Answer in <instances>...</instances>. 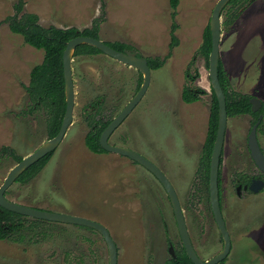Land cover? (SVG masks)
Instances as JSON below:
<instances>
[{
  "label": "rangeland",
  "instance_id": "obj_1",
  "mask_svg": "<svg viewBox=\"0 0 264 264\" xmlns=\"http://www.w3.org/2000/svg\"><path fill=\"white\" fill-rule=\"evenodd\" d=\"M217 1L179 0L171 47L169 0H22L23 12L37 15L43 27L81 31L99 19L103 42L123 43L141 57L163 60L161 67L151 66L146 94L109 143L139 153L167 176L203 261L223 248L208 189L199 177L212 104L208 67L199 50ZM16 2L0 0V185L17 164L2 148L24 158L49 140L48 114L30 109L24 88L31 69L42 62L43 51L25 44L4 21L14 14ZM223 12L219 60L231 88L264 106V0L246 5L228 24ZM71 66L72 122L46 165L30 179L14 182L6 197L101 224L116 245L117 264H166L169 246L175 252L182 243L161 184L128 158L94 154L84 143L89 131L84 108L102 99V115L113 119L137 93L142 74L102 53L73 56ZM187 71L197 74L195 85L203 91L200 100L190 104L181 99ZM253 119L250 114L227 119L219 190L231 250L223 264H264V188L236 193L238 176L256 173L247 152ZM257 138L264 150V124ZM33 232L37 242L0 241V264H108L106 243L93 229L45 221Z\"/></svg>",
  "mask_w": 264,
  "mask_h": 264
},
{
  "label": "trees",
  "instance_id": "obj_2",
  "mask_svg": "<svg viewBox=\"0 0 264 264\" xmlns=\"http://www.w3.org/2000/svg\"><path fill=\"white\" fill-rule=\"evenodd\" d=\"M255 0H230L228 5L224 8L225 20L228 24L233 22L239 15H241L246 5ZM179 0H169L171 9V26H170V45L174 46L176 37L174 30L177 25L174 22L176 17V8ZM14 14L8 16L4 21L8 24L9 30L16 35H20L23 42L36 50L43 51L42 62L34 66L29 75V83L25 86L26 94L31 101V110L41 109L48 114V137L54 138L61 126L62 118L65 112V94H64V79L62 55L66 43L78 37H91L99 39V19L95 20L90 28L78 30L71 28H58L55 26L43 27L38 22V16L32 13L23 12L22 0H17L13 6ZM109 47L117 50H133L132 47L123 43H107ZM200 55L206 60L208 67V57L211 51V35L209 25L203 31L202 44L200 46ZM101 54L99 50L89 45L78 46L73 56H94ZM140 56V55H138ZM148 66L161 67L163 60L159 58H147ZM192 64V62H191ZM190 64V65H191ZM218 79L223 89L226 101L227 115L231 114H250V102L247 95L240 94L231 88L229 79L219 60L218 63ZM196 75L192 76L187 71L185 74L186 84L181 93V99L184 103L190 104L200 100L203 91L195 85ZM139 86L137 89H139ZM212 104L210 108V115L208 118V129L206 139L202 148V155L200 158L199 177L202 184H205L208 189L209 184V163L210 156L216 136L217 120H218V106L214 93L211 89ZM102 99L100 103H90L84 108V121L89 127L84 143L86 148L94 154L106 153L100 146L99 138L103 130L111 122V118L102 115ZM2 152H9L10 156L18 163L22 157L15 154L12 149L2 148ZM53 152L47 154L44 158L39 160L36 164L29 167L16 182H23L33 177L39 169L46 165L48 160L52 157ZM45 223V221L27 218L25 216L9 212L0 207V241H9L12 243H23L26 240L37 242V233L34 234L35 228L38 224ZM33 232V233H32ZM39 238V237H38ZM175 258H171L168 262L171 264H192L186 252L181 245L180 249L175 250ZM223 264V261L220 263Z\"/></svg>",
  "mask_w": 264,
  "mask_h": 264
},
{
  "label": "water",
  "instance_id": "obj_3",
  "mask_svg": "<svg viewBox=\"0 0 264 264\" xmlns=\"http://www.w3.org/2000/svg\"><path fill=\"white\" fill-rule=\"evenodd\" d=\"M230 0H218L210 21L209 30L211 35V51L208 57V78L210 81L211 89L217 101L218 106V120H217V130L216 136L210 156L209 164V202L211 212L221 235L223 241L222 250L208 260H201L195 252L194 246L191 242L189 232L187 229L184 213L176 194V191L171 184L167 176L160 170L155 164L149 161L144 156L139 153L119 146H113L109 143L111 135L117 130V128L125 121V119L131 114L134 108L140 103L142 98L147 92L150 84L151 71L148 66L147 59L138 56L135 51L124 50L122 52L117 51L108 45H106L102 40L95 39L91 37L78 36L66 43L63 55H62V66H63V79H64V94H65V112L62 118L60 129L54 138L47 140L41 146H39L34 152L28 156L22 158L6 175L2 184L0 185V207L27 218L42 220L51 223H61L67 225L82 226L90 228L98 232L104 239L107 250H108V264H117V248L113 242L108 230L91 220L71 216L62 213H55L45 210H40L25 205H21L7 199L5 192L8 188L16 182V180L32 165L36 164L39 160L44 158L47 154L56 150L63 140L68 127L70 126L73 119V108L75 104V92H74V82L72 74V58L75 49L80 45H89L107 57L125 65L133 68L142 74V83L137 93L133 98L127 103V105L111 120L107 127L103 130L100 135L99 143L101 148L108 153H114L140 165L148 172H150L161 184L165 190L168 199L170 201L174 218L176 221L178 233L182 246L192 264H220L230 253L231 241L228 234L225 221L223 219L219 201V186H218V172L220 165V156L223 150L225 133L227 128V111H226V101L223 89L220 85L218 79V63H219V46L221 39V14L224 8L228 5ZM251 105V110L256 112L261 106V102L256 98H251L249 100ZM259 121H257L251 128L248 134V149L250 152L251 159L258 167V169L264 172V156L261 152L260 146L257 141V126ZM263 183L256 182L255 187H250V190L257 193L262 189ZM169 254L171 258H175L174 248L169 246ZM166 264H171L170 262Z\"/></svg>",
  "mask_w": 264,
  "mask_h": 264
},
{
  "label": "flooded vegetation",
  "instance_id": "obj_4",
  "mask_svg": "<svg viewBox=\"0 0 264 264\" xmlns=\"http://www.w3.org/2000/svg\"><path fill=\"white\" fill-rule=\"evenodd\" d=\"M262 104V103H261ZM250 110H251V106H250ZM250 115L252 117H254L253 119V122H252V126L257 122L259 121V124L257 126V130L259 127H261L263 124H264V106L262 104V106L256 111V112H253L251 110V113ZM228 116V115H227ZM257 133V131H256ZM257 141H258V138H257ZM247 142H248V136H247ZM259 146H260V143L258 142ZM224 146V145H223ZM260 149H261V152L264 156V150L261 148L260 146ZM247 152L248 154L250 155V152H249V149H248V144H247ZM222 154H223V150H222V153H221V156H220V165H219V172H218V186L220 187V167H221V163H222ZM251 157V156H250ZM252 160V159H251ZM253 161V160H252ZM210 164V163H209ZM255 168H256V173H252L251 175H240L238 176L239 178L237 179V186H236V193L237 195L239 196L242 192H249V193H254L250 190V187H255L256 186V182H262L263 183V186H262V189L264 188V172L260 171L258 169V167L255 165V163L253 162ZM208 187H209V184H208ZM220 189V188H219ZM261 189V190H262ZM168 197V196H167ZM208 197H209V188H208ZM169 200V199H168ZM219 201H220V190H219ZM170 202V201H169ZM210 203V202H209ZM220 206H221V201H220ZM211 209V208H210Z\"/></svg>",
  "mask_w": 264,
  "mask_h": 264
}]
</instances>
